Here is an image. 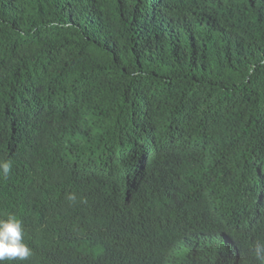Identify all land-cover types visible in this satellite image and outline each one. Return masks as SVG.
I'll return each mask as SVG.
<instances>
[{"label": "trees", "instance_id": "trees-1", "mask_svg": "<svg viewBox=\"0 0 264 264\" xmlns=\"http://www.w3.org/2000/svg\"><path fill=\"white\" fill-rule=\"evenodd\" d=\"M6 160L11 264H258L264 0H0Z\"/></svg>", "mask_w": 264, "mask_h": 264}, {"label": "clouds", "instance_id": "clouds-1", "mask_svg": "<svg viewBox=\"0 0 264 264\" xmlns=\"http://www.w3.org/2000/svg\"><path fill=\"white\" fill-rule=\"evenodd\" d=\"M11 161H0V174L7 177L11 172ZM258 264H264V242H256L251 249ZM33 256V250L24 241L22 221L15 215L0 219V264L13 261H25Z\"/></svg>", "mask_w": 264, "mask_h": 264}]
</instances>
